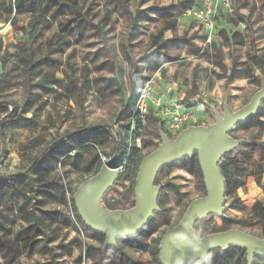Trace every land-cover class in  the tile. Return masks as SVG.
Listing matches in <instances>:
<instances>
[{
  "label": "rangeland",
  "instance_id": "374dc122",
  "mask_svg": "<svg viewBox=\"0 0 264 264\" xmlns=\"http://www.w3.org/2000/svg\"><path fill=\"white\" fill-rule=\"evenodd\" d=\"M117 1L124 3L128 12L112 11L104 17L106 9L113 7V1L105 3L103 0H78L86 19L100 29L91 27L86 31L83 27L81 37H71V46L66 48L64 53L51 55V63L40 65L43 74L48 73L60 80L56 88L66 85L65 74L71 75L79 85L83 84L82 91H79V96L73 101L65 98L56 101L53 94H46L43 89L37 87V77H28L13 65L15 58L12 56L20 42L29 43L36 49L49 40L55 42L58 36L66 31L61 32L59 26L54 24L50 29H43L42 37L31 43V29L28 25L31 17L9 14L0 9V76L4 73L11 76L10 89L0 90V119L9 111L18 108L16 119L2 132L3 153H0V159H3L0 162V173H19L31 158H35L40 150L56 137L77 133L83 128H104L99 135L91 136L92 140L87 139L90 141L89 146L83 144L84 141L80 138L85 135L79 132L56 150V158L63 163L54 165L49 181L54 186L65 185L69 194L66 192L64 203L60 193L49 187L51 194L39 197L38 205V212L42 213L44 219L43 229L47 233V241H51L45 249L46 255L51 252H55V256L59 255L52 264L113 263L112 253L108 254V258L103 255L80 259L78 242L104 250L105 239L93 238V231L83 228L73 201V192L94 177L100 164L103 166L110 162V159L106 163L103 161V154L113 156L117 143V137L110 126L120 129L128 120L131 112L129 103L134 100V89L139 92L146 80H153L155 92L163 95L166 91L165 85L170 86L172 92L168 95L169 100L183 107L186 112H191L194 120L183 122L178 132L157 122L153 116L151 121L146 118L145 122H133L132 130L139 132L136 139L138 150L131 166V171H134L129 172V176L125 178L129 158H132V150H129L123 158L118 159V182L108 194L106 193L107 199H101L97 204L101 212L112 217L126 214L133 210L134 204L136 206L135 188L138 173L135 175V172L140 168L143 159L162 145L163 136L173 143L181 132L190 127L212 126L216 123V114L224 116L225 103L231 112H239L264 88V0H229V8L222 9L217 16L216 32L212 35L210 44L200 20L193 13H186L190 8L193 11L198 9L202 0H151L143 6L140 0ZM171 6L174 7L171 19L178 20L176 34L188 43L189 49L161 44L160 52L174 58V61L165 63L156 54L153 45L154 36L164 27L165 21L152 11L149 12L147 19L144 16L145 21L138 24L141 33L135 37L132 34V17L139 8L145 10ZM14 16L16 18L11 24ZM174 37L173 32H165L166 40L172 41ZM211 44H216L222 51L223 60L214 55ZM198 49H201V52L195 55ZM6 52H9V55ZM231 53L237 59V73L234 81L227 84L225 75L229 74L232 67ZM44 55H48V51H45ZM86 70L90 71L89 75L85 74ZM106 80L112 82L103 91ZM257 115L258 120L264 123V105H261ZM262 127L257 122L245 121L235 126L230 137L234 141H241V146L245 148L251 142L263 143ZM34 138L39 139V144L32 152H25L22 144ZM70 148L76 150L75 154L68 155ZM99 150L103 155L101 162L94 160L95 153ZM224 154L219 156V161ZM255 161V165L242 163L246 170L244 174L257 171V166H260L259 170L264 168V161ZM241 178L245 182V189H239L237 195L242 203L249 209L257 204L264 207V192L256 185L254 178L244 177L243 174ZM156 179L158 182H155L154 188L158 189V210L144 229L147 248L141 252L122 248L126 258L133 264H155L156 256L153 255L152 249L158 246V241L161 242L165 234L181 222L193 201L207 196L204 174L196 151L177 164L163 167ZM262 182L264 184V174ZM24 184L28 197H31V181L26 179ZM20 200L15 206L13 223L10 213L0 209L1 214L11 220L7 224L9 230L0 231L5 240L16 239L20 227L30 223L26 212H30L32 207L21 206ZM116 200H119L118 207L112 210L109 203L112 204ZM231 201L232 197L225 195L221 216L210 214L197 221L194 229L198 240L231 230H240L264 240V225L243 227L224 222L225 218H242L246 215L230 209ZM20 236L26 238L28 233L22 232ZM59 244L63 245V248L57 250L56 246ZM246 257V250L231 246L218 261L210 262L209 258L204 264H247ZM48 258L51 259L49 256L45 257L42 250H36L30 256L21 257L15 264H31ZM262 259L255 256L253 264H264ZM0 264H5L1 258Z\"/></svg>",
  "mask_w": 264,
  "mask_h": 264
},
{
  "label": "trees",
  "instance_id": "16d2710c",
  "mask_svg": "<svg viewBox=\"0 0 264 264\" xmlns=\"http://www.w3.org/2000/svg\"><path fill=\"white\" fill-rule=\"evenodd\" d=\"M105 3L113 1L112 8L106 9L105 16L107 17L109 13L112 11H127L124 3L119 2L117 0H103ZM151 0H140L141 6L150 2ZM109 5V4H107ZM0 9L6 10L9 14L15 13L19 15H28L31 17L29 21V28L31 32L29 34L30 42L37 41L40 37H42L43 29H50L54 24L59 26L58 28L61 32H64L63 35H59L57 40L53 42L49 40L45 43V45H39L36 49H33L31 44L20 42L15 47V52L12 56L15 58L14 66L21 69L28 77H37V87L43 89L46 94H53L54 99L59 101L63 98L73 101L77 99L79 96V91H82L83 84L79 85L77 81L73 79V77L69 74H65L66 85L62 88H56V86L60 83V80L53 75L48 73L43 74V69L40 68V65L43 63H51V55L57 53H64L66 48L71 46V37H81L82 28L83 30H90L91 27L100 29L99 27H95L89 20L86 19L84 14L82 13V9L78 4V0H13L11 2H7L6 0H0ZM174 7L168 8H147L145 10H140L133 15L132 17V34L137 37L141 33V30L138 29V24L140 22L145 21L144 16L148 17L149 12H153L160 19L165 21L164 27L154 36L153 45L156 49V54H158L165 63L174 61V58L169 56L166 53L160 52L161 44L166 45H174L178 46L181 49L188 50V43L182 38L179 37L177 32L178 20L171 19L173 16ZM16 16L10 21L13 24ZM171 31L175 34V37L172 41L166 40L165 32ZM212 51L216 57H219L220 60H223L224 56L222 51L217 48L216 44H211ZM45 51H48V55H44ZM201 49L196 51L195 55H199ZM9 55V52H6ZM231 62L232 67L228 75H225L227 78V84H230L234 81L235 75L237 73V59L233 53H231ZM90 71L86 70L85 74L89 75ZM111 80H106L104 87L102 88L105 91L111 84ZM11 87V76L9 73H4L0 76V90H9ZM139 92L134 89L133 90V98L134 100L129 103L131 107L130 115L128 116V120L124 124L121 125V128H113L114 133L117 137V143L113 152V156L117 154L120 158H123L127 152L132 150V158H129L128 167L125 172V178L129 176V172L131 171L132 161L135 158L136 152L138 150L136 146V139L138 137V133L133 131V122H140V118L135 114V104L138 98ZM264 105V101L262 103ZM18 115V108H15L14 111L5 115L0 119V153L2 154V132L4 128L13 122ZM153 115L147 116V121H151ZM259 116L257 115L255 118H252L248 121L257 122L260 126H263L264 133V123L258 120ZM154 119L157 122L165 124L163 121L158 118ZM104 131V128L99 126H94L91 128H83L79 132L83 133L84 138H80L84 141V145H90V141L87 139H91V136L99 135ZM77 133H66L59 137L52 139V141L48 142L47 146L40 150L39 154L35 156V158H31L30 162L23 166L21 171L14 175H6L0 173V209L3 208L10 213V217H12V221L10 218L5 217L1 214L0 211V231L6 232L9 229L7 228V224L9 221L12 223L15 222V206L20 201L21 206L23 207H32L30 212H26L27 217H30V223L26 226H21L17 232V238L12 240H5L0 235V258L4 261L5 264H15L21 257L25 255H32L33 253L38 251H43L45 257L49 256L51 259H46L45 261H35L31 264H52L53 260L58 258L57 254L55 256V252H51L49 255H46L45 249L48 248L51 241H47V233L43 229L44 227V219L42 217V213L38 212L39 205V197L44 194L50 195V188L55 189L58 193H60V197L62 201L65 203V195L68 190L65 185L59 184L54 186L49 181V177L51 176V171L54 169V165L56 163H63L58 158H56V150L58 147L64 144V142L71 140L74 135ZM39 144V139L34 138L29 140L27 143L22 144V149L30 153L32 152L37 145ZM242 145V144H241ZM239 146L234 150H231L223 155V157L218 162L219 168L222 172V175L225 180L226 185V195L232 197V201L229 204V208L240 212L242 214H246L242 218L238 217H229L225 218L224 222H230L235 225H240L243 227H248L250 225H264V207L260 204L255 205L253 208L249 209L246 205H244L237 195L239 189H245V182L242 180V174L244 177H253L256 185L263 190L264 192V184L262 182L264 168L259 170L260 166H257V171L250 172L248 174H244L246 170L242 167V163H246L249 165H255L256 161L262 163L264 161V142H251L248 147ZM76 150L70 148L68 151V155L75 154ZM104 155V156H103ZM99 150V152L95 153L94 160L101 162V157L106 158V162L108 159H112L111 155L103 154ZM107 156V157H106ZM2 156H0L1 158ZM6 155L4 156V158ZM3 159V158H2ZM0 159V162L1 160ZM177 164V163H176ZM76 165V163H74ZM102 168V164L97 168L94 176H96ZM138 169L135 172V175L138 173ZM136 177V176H135ZM31 181V191L32 196L28 197L27 192L25 190V180ZM37 182V184H36ZM156 182L158 180L156 179ZM18 186V188H17ZM76 192V191H75ZM73 192V195L75 194ZM69 194V193H68ZM108 194V193H107ZM107 194L103 197V200L107 199ZM74 201V200H73ZM119 200L114 201L112 204L109 203V206L115 210L118 207ZM136 206L134 204V209ZM25 209H22V211ZM79 221L80 218H79ZM83 228L88 229V227L81 221ZM22 232H27L28 236L26 238H21L20 234ZM144 230L139 233L136 237L128 238L124 240H117L116 247H110L108 249L99 250L95 249L91 245H86L83 242H78V246L81 251V258H87L90 256L93 257H106L108 258L110 253H112L111 261L112 264H133L129 261L122 248L132 249L134 251L141 252L147 248L144 242ZM92 237L96 239H102L106 241V236L104 234H100L97 232H91ZM160 241H158V246L152 249L153 255H155V264H161L159 260V247ZM121 246V247H120ZM63 248V245H57L56 249L58 250ZM226 251L217 250L209 253L210 262L218 261L220 257L224 256ZM158 255V256H157ZM262 259V258H261ZM264 261V259H262ZM247 261V257H246Z\"/></svg>",
  "mask_w": 264,
  "mask_h": 264
},
{
  "label": "water",
  "instance_id": "95a60500",
  "mask_svg": "<svg viewBox=\"0 0 264 264\" xmlns=\"http://www.w3.org/2000/svg\"><path fill=\"white\" fill-rule=\"evenodd\" d=\"M263 101L264 88L239 112H231L225 103L224 116L216 114V123L212 126L190 127L181 132L173 143L163 136L162 145L144 158L140 165L135 188L136 207L126 214L112 217L101 212L97 204L119 180V156L115 154L96 176L85 181L76 190L73 200L81 220L92 231L106 236L104 249L116 247L118 239L136 237L158 210V189L154 188L158 172L196 151L204 174L207 196L193 201L181 222L162 238L159 247L161 264H204L208 262L210 252L226 251L231 246L247 251V264H253L255 256L264 259V240L240 230L198 240L194 229L203 216L223 214L226 185L218 165L219 156L242 144L241 141H234L230 133L237 124L255 118ZM13 111L14 109L11 113Z\"/></svg>",
  "mask_w": 264,
  "mask_h": 264
},
{
  "label": "built area",
  "instance_id": "2783aa9c",
  "mask_svg": "<svg viewBox=\"0 0 264 264\" xmlns=\"http://www.w3.org/2000/svg\"><path fill=\"white\" fill-rule=\"evenodd\" d=\"M229 8V0H202V5L196 9L187 10V14L193 15L200 20L203 30L206 32L210 44L212 35L216 32V20L219 12ZM153 80H146L138 94L135 104V114L140 120L145 122L148 115H153L155 118L163 121L166 126L173 131L178 132L182 123L188 120H194L191 112L174 104L173 100H169L168 95L172 92V88L165 85V93L163 95L154 94ZM104 163L106 158L103 157Z\"/></svg>",
  "mask_w": 264,
  "mask_h": 264
},
{
  "label": "crops",
  "instance_id": "0c3cea01",
  "mask_svg": "<svg viewBox=\"0 0 264 264\" xmlns=\"http://www.w3.org/2000/svg\"><path fill=\"white\" fill-rule=\"evenodd\" d=\"M154 94H155V95H159V94H158V93H156L155 91H154Z\"/></svg>",
  "mask_w": 264,
  "mask_h": 264
}]
</instances>
